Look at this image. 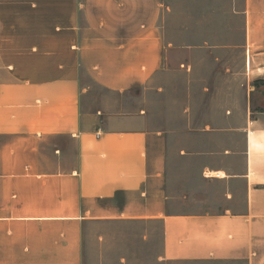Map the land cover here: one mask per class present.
I'll return each mask as SVG.
<instances>
[{
  "label": "crops",
  "instance_id": "1",
  "mask_svg": "<svg viewBox=\"0 0 264 264\" xmlns=\"http://www.w3.org/2000/svg\"><path fill=\"white\" fill-rule=\"evenodd\" d=\"M162 11V0H0V264H84L85 226L119 221L159 222L161 260L264 264L255 85L240 124L224 113L220 128L190 116L148 128L143 114L86 106L85 77L114 93L157 86L174 48ZM241 13L259 54L264 0Z\"/></svg>",
  "mask_w": 264,
  "mask_h": 264
},
{
  "label": "rangeland",
  "instance_id": "2",
  "mask_svg": "<svg viewBox=\"0 0 264 264\" xmlns=\"http://www.w3.org/2000/svg\"><path fill=\"white\" fill-rule=\"evenodd\" d=\"M161 26L172 48L169 69L157 86L124 93L107 91L85 77L86 106L102 113H140L148 128L177 130L240 124L251 86L264 95V51L243 44V0H162ZM250 59V64H249ZM256 97V96H255ZM264 107V101L255 103ZM229 139L238 144L240 134ZM218 139L221 140V138ZM159 222H91L85 226L84 264H227L161 260Z\"/></svg>",
  "mask_w": 264,
  "mask_h": 264
},
{
  "label": "built area",
  "instance_id": "3",
  "mask_svg": "<svg viewBox=\"0 0 264 264\" xmlns=\"http://www.w3.org/2000/svg\"><path fill=\"white\" fill-rule=\"evenodd\" d=\"M101 134H102V131H101V129H98V131H97V137H100V136H101Z\"/></svg>",
  "mask_w": 264,
  "mask_h": 264
}]
</instances>
